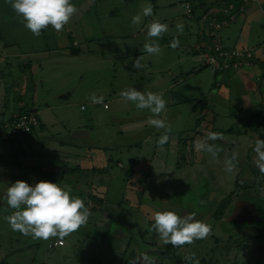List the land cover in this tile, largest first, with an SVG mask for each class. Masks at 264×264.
Segmentation results:
<instances>
[{
	"label": "crops",
	"instance_id": "crops-1",
	"mask_svg": "<svg viewBox=\"0 0 264 264\" xmlns=\"http://www.w3.org/2000/svg\"><path fill=\"white\" fill-rule=\"evenodd\" d=\"M164 1L169 13L156 20L177 28L181 23L171 17L177 2L183 10L182 18L195 24L188 25L184 37L171 36L173 41L183 42L179 48L186 47L194 56L171 57L173 64L169 62V65L176 69L171 72L167 67L166 74L154 77L160 79L161 87L155 83L154 88L146 90L155 89L152 93H156V88H161L160 92L165 94V110L153 118L163 119L171 126L169 140L159 145L165 129L151 126L150 110L136 105L130 107L128 114H133L130 117L122 110L106 116L101 120L104 126L92 133L91 113L88 111L84 116L80 113L85 108L78 107L84 63L79 60L66 67L60 64L62 58L75 57L83 52L80 50L99 44L97 41L113 39L125 43L139 38L147 33V26L153 20L149 22L148 16H142L139 24H133L132 17L142 15V8L148 4L152 10L155 2L154 9L165 7ZM70 2L77 12L61 32L48 25L39 36H34L7 0H0V125L28 111L37 119L29 134L0 141V195L16 180L30 185L46 180L61 187L69 186L72 196L84 195L81 199L90 216L85 225L68 236L43 240L12 230L6 217L14 210L0 202V264H164V260L168 264L170 254L164 248L167 244L152 230L154 220L147 219L157 211L168 210L181 217L194 213L196 220L211 226V233L205 239L174 248L181 258L179 261L172 258L171 262L183 264L187 257L194 256L188 259L193 264L197 260L199 264H212L205 261L213 250L211 238L220 229L225 232L224 227L220 228L222 218L216 219L214 215L224 202V193L237 184L235 176L241 169L227 162L234 153L236 160L248 159L246 154L249 150L254 152L256 139H264V0H163L160 4L158 0ZM227 4L238 6L231 11L232 20L220 29H213L214 36L210 37L207 25L200 22L202 14L206 12L219 21L221 15H217L216 8ZM205 42L242 48L250 51L252 57L239 68L223 72L208 69L209 66L199 62L196 66ZM183 61L187 65L181 66ZM157 68L158 75L162 74L163 68ZM205 70H209L208 75L203 73ZM182 76L194 78V84L182 81ZM51 77L55 80L47 82ZM139 81L135 83L137 88L147 83ZM110 86L111 83L106 94L114 95ZM97 104L93 102L92 106ZM76 109L79 117L73 113ZM239 126L248 129L240 130ZM102 129L107 136L103 145L98 132ZM210 132L222 136L207 140L218 149L215 157L194 146ZM109 141L111 152L105 145ZM132 145H135L134 154L130 153ZM118 158H123V162ZM111 163L120 169V174L111 175ZM116 179H120L123 187L117 194H124L132 201L129 211H122L120 201L116 204L115 199L109 201L110 183L117 184ZM261 184L264 186V178ZM112 189L115 191L113 186ZM262 197H257L261 206ZM148 202L151 205H146ZM114 209L120 210L113 213ZM56 239H61L63 245L47 250L46 244ZM206 240L211 246L202 249L200 245ZM216 240L219 242L220 237ZM253 254L258 253L255 250Z\"/></svg>",
	"mask_w": 264,
	"mask_h": 264
},
{
	"label": "clouds",
	"instance_id": "clouds-1",
	"mask_svg": "<svg viewBox=\"0 0 264 264\" xmlns=\"http://www.w3.org/2000/svg\"><path fill=\"white\" fill-rule=\"evenodd\" d=\"M17 15L22 16L24 26L29 29L34 36H39L41 30L51 25L56 32H61L70 19L77 12V8L70 0H7ZM153 13L151 4L142 8V15L137 14L132 17L133 24H139L142 16H151ZM147 37L144 50L149 55L161 53V47L157 42L163 33L168 31V25L159 20H153L148 26ZM178 31H183V25H177ZM172 47L179 46V40L175 39ZM138 57L133 61V68L143 67ZM121 96L126 100L136 103L139 109H149L152 117L149 124L157 129H165L164 134L159 139V145L163 146L169 140L171 126L159 117L165 110L166 101L160 94L148 92L142 93L135 88H129L121 92ZM93 102H102V97H92ZM220 133L210 132L206 139L196 141V147L200 150L211 153L214 157L218 149L209 145L207 140L221 139ZM259 161H264V139L257 138L254 145ZM234 153L232 159L227 163L231 166L236 160ZM264 171V164L260 165ZM71 188L67 185L61 187L59 184L41 180L33 185L23 180H16L7 187V190L0 195V202L13 211L12 215L6 217L12 230L19 231L24 235H32L33 238L48 240L52 237H66L70 233L77 231L85 225L90 216L89 209L84 201L70 195ZM151 228L159 234L163 244L181 246L192 244L194 240L205 239L211 233V226L206 222L195 219V214L186 217L179 216L174 211H157L153 217ZM186 259H194L189 256ZM199 264V261H196Z\"/></svg>",
	"mask_w": 264,
	"mask_h": 264
},
{
	"label": "rangeland",
	"instance_id": "rangeland-1",
	"mask_svg": "<svg viewBox=\"0 0 264 264\" xmlns=\"http://www.w3.org/2000/svg\"><path fill=\"white\" fill-rule=\"evenodd\" d=\"M163 0H158L157 3H161ZM166 4V1H164ZM156 2L153 5V12L155 13L156 16L153 14L151 16H148V20H156L157 18H161L162 15L168 14L169 13V8L166 4V6H162L158 8V10L154 9ZM162 5V4H161ZM177 2H175L174 9H172V14L171 17L173 19L177 18L176 20H179V23H185L186 26H183V31H178L176 26L173 24L172 28L168 26V31L163 33L161 37L159 38H150V39H157V42L159 43L161 47V53L158 55H149L147 52L144 50V44L145 42L149 39L147 37V33L144 32L143 35H141L139 38H133L132 40H129L125 43L121 42L120 40H105L104 42H99L97 41V45H92L88 48H84L83 51L80 54L76 55L75 57L72 58H62L60 64L66 65V67L69 65V63H72L75 65L77 61H82L84 63L83 65V72H85L83 82H82V88L80 89V95L82 96L80 100V103L78 104V107L81 106L80 108H85V111L83 113H80L84 116H86L89 113H91L92 117V123L91 125L89 124L90 127H92V133L96 132V128H99L104 126L101 124V120L105 118L106 116H111L119 111H124L128 114L130 111L131 106L136 105L135 102L133 101H128L124 99V97L121 96V92L125 91V89L129 88H135L136 90L147 94L146 90H149L150 88H154V84H158L157 86L161 87V81L159 78H154L156 76H161L163 74H166L169 70L172 72L174 69H176V66L169 65V62L173 64V60L171 57L174 55H179L181 58H186V56H194L193 54L190 53V51L185 47V49L179 48L180 45H182V41H180L178 47H172L173 39H171V36H183L184 37V30L188 28V25H195L193 21L188 20L187 18H182L181 13L183 10L181 9L179 5H177ZM156 7V6H155ZM180 18V19H179ZM161 22V21H160ZM165 39V41H163ZM163 41V42H162ZM177 52V54H176ZM138 57H143L141 60V64L143 67L139 69L133 68V61L138 58ZM169 59V60H168ZM187 63H189L188 60H186ZM181 62L180 65L184 66L187 65V63ZM198 66V62L201 63L202 65L205 66L204 61L202 58H200V61H196ZM158 66H161L163 68V73L158 75ZM168 67V68H167ZM208 67V66H207ZM211 67H208V69ZM66 70V69H65ZM79 71V70H77ZM217 72V71H216ZM204 74L208 75L209 70H205L203 72ZM50 74V73H49ZM202 74V73H199ZM184 75V74H183ZM51 76V75H49ZM200 76V75H198ZM153 77V78H152ZM218 77H216L217 80ZM44 79V78H43ZM42 79V80H43ZM147 81L146 84L141 86L140 88H137V85L135 84L136 82L139 83L140 81ZM182 81H188L189 84L193 85L194 84V78H189V79H184L182 76ZM55 78L51 77L47 82H52L54 81ZM197 80V79H196ZM44 82V81H43ZM197 82V81H196ZM45 83V82H44ZM111 83V93L113 94L107 95L106 90L109 88V84ZM75 85V84H74ZM128 85V87L126 86ZM88 86V87H86ZM108 88V89H107ZM156 94H160L163 98L164 93H161L159 89L161 88H156ZM151 92H155L151 91ZM96 97H102V102H97V106H92L93 103V96ZM120 108V109H119ZM77 117H79V112L76 109V111L73 112ZM135 113V112H134ZM133 115L132 113H129L127 116L130 117ZM87 118V117H86ZM257 123H260V121L255 120ZM254 123V122H253ZM255 124V123H254ZM237 129V128H235ZM240 130H246L248 129L247 127L242 128L241 126L238 127ZM258 129H261L260 126H258ZM87 131L89 128L86 129ZM90 131V130H89ZM100 132V143L101 145L102 142L107 139L106 133L104 129H102ZM13 135H10L11 137ZM106 147L110 149L111 152V141L107 142L105 144ZM253 147L252 149L254 148ZM135 145H132L130 153L134 154ZM195 146V145H194ZM196 147V146H195ZM111 155V154H110ZM248 156V159H237L236 162L233 161L232 165L236 166H241V169L237 176V184L233 186L235 189H242L245 194L248 195H253V196H262L264 195V186L261 184V180L264 178V171H261V164H264V161H259L257 153L252 150H249L248 153L246 154ZM250 156H253L254 159L250 158ZM240 157V156H239ZM130 158V156H129ZM119 159V158H118ZM123 162V158H120ZM131 160V159H130ZM112 161H115L113 159ZM231 165V166H232ZM235 166V167H236ZM111 168V175L114 174H120L121 171L120 169L114 166V163H111L110 165ZM117 176V175H116ZM119 177L117 176V179ZM116 179V180H117ZM255 181L257 183H255ZM122 182L117 180V184L115 181H113L112 185L110 183L109 187V201L111 202L114 201L115 199V204L117 201H120L121 203V209L122 211H129L131 210V202L129 197H124L117 194L118 190L122 189ZM115 188V191L111 187ZM262 187L263 190L260 188ZM232 188V186H230ZM233 190V189H232ZM111 192L113 194V197H111ZM77 193V192H73ZM94 194L96 193L93 192ZM76 196V195H75ZM84 195H82L79 198H82ZM262 201H264V197L261 198ZM149 203V204H148ZM146 205H151V202H148ZM150 206L147 207V209ZM117 210L120 209H114L113 213L116 212ZM134 211V210H133ZM131 212V211H130ZM264 216V212L262 213V217ZM151 219L153 221V214L148 217L147 219ZM123 224V223H122ZM222 227L225 228L226 231H229L228 229L230 228L229 226H226L225 224L221 225ZM242 227L243 231L245 234L255 233L256 229H252L253 226H247V225H242L239 226ZM147 231L150 232L149 226L146 227ZM149 229V230H148ZM249 230V231H248ZM151 234V233H149ZM149 234H147L149 236ZM215 235L220 237V241L213 247V251H209V253L205 257V261H210L212 264H253V258H251L249 255H245V251L243 250L245 246L251 245L252 241L248 239L250 236H241L234 235V231L230 230L229 232L225 233L221 229L218 230ZM227 235H230L234 239H226ZM217 236L213 239L216 240ZM236 239V240H235ZM210 247L211 243L209 245V240H206L203 242L200 247L204 249L205 247ZM198 249H201V248ZM220 250L224 251L221 252ZM243 250V251H242ZM245 255V256H244ZM168 256V255H167ZM104 257V256H103ZM166 258V257H165ZM103 264V263H101ZM164 264H166V261L164 260ZM261 264H264V261L261 262Z\"/></svg>",
	"mask_w": 264,
	"mask_h": 264
},
{
	"label": "built area",
	"instance_id": "built-area-1",
	"mask_svg": "<svg viewBox=\"0 0 264 264\" xmlns=\"http://www.w3.org/2000/svg\"><path fill=\"white\" fill-rule=\"evenodd\" d=\"M243 2L255 1V0H242ZM235 8L232 4L224 6H218L216 8L217 15H221L219 21L215 16H208L206 13L202 14L201 21L207 25L208 34L210 37L214 36L213 29H220L224 27L232 17L234 16L231 11ZM236 9V8H235ZM185 11L188 14L190 12L189 5H185ZM205 27V26H204ZM212 28V30H209ZM252 57L250 51L237 48V47H225L224 45L213 44L208 45L205 42L203 46V52L200 54V58L203 59L204 64L211 67L217 72H223L229 69H237L245 62L249 61ZM264 106V101H263ZM37 125V119L33 112H23L9 122L0 125V141L8 140L10 135H26L29 134L33 128ZM63 245L61 239L51 240L46 244V249L51 250L55 247Z\"/></svg>",
	"mask_w": 264,
	"mask_h": 264
},
{
	"label": "flooded vegetation",
	"instance_id": "flooded-vegetation-1",
	"mask_svg": "<svg viewBox=\"0 0 264 264\" xmlns=\"http://www.w3.org/2000/svg\"><path fill=\"white\" fill-rule=\"evenodd\" d=\"M232 189L225 192L224 197L222 198L224 200H227L228 203L225 206L226 208L224 209L223 214L221 216V218H222L221 222H222V224L229 226L230 228L228 230L234 231L235 236L240 235V233H241L242 237L250 236L248 239H250L252 241V243H251V245L244 247V249L248 250V251H245V255H249L251 258H253V261H252L253 264H257V262H259V261H260L259 264H261V261L264 258V256H263V254H264V216L262 217V213L264 211L261 209V204H260L259 208H256V206H255V203L258 204V202H259L257 200V196H253V195L250 196L248 194H245L242 189H235V188H232ZM246 200L249 202L251 201L250 203L252 205H254L253 208L255 207L257 209V212H256L257 215L256 216L259 215V217H260V220L258 221V223H254L251 225V226H253L252 229L257 228V230L255 231V233H253V235L251 233L245 234L243 231H246V230H243L242 227H239L242 225H238V224L233 225V224H229L228 222L225 223V219L227 220L229 218V215L231 213L233 206L238 204L239 202H243ZM222 224H220V225H222ZM247 226H250V225H247ZM220 228H222V226H220ZM224 231H225V233L229 232V231H226L225 229H224ZM226 237H227L226 239H230V240L234 239L230 235H227ZM255 250L257 251L258 254H253V253H255Z\"/></svg>",
	"mask_w": 264,
	"mask_h": 264
},
{
	"label": "water",
	"instance_id": "water-1",
	"mask_svg": "<svg viewBox=\"0 0 264 264\" xmlns=\"http://www.w3.org/2000/svg\"><path fill=\"white\" fill-rule=\"evenodd\" d=\"M250 202L246 200L234 205L229 218L227 220L225 219V223L228 222L233 225H252L254 223H258L260 217L259 215L256 216V208H259L260 204L255 203L256 208H253L254 205Z\"/></svg>",
	"mask_w": 264,
	"mask_h": 264
},
{
	"label": "trees",
	"instance_id": "trees-1",
	"mask_svg": "<svg viewBox=\"0 0 264 264\" xmlns=\"http://www.w3.org/2000/svg\"><path fill=\"white\" fill-rule=\"evenodd\" d=\"M237 7L238 6H235V8L237 9ZM211 8H215V6L214 7H211ZM206 13V12H205ZM204 14V13H203ZM198 20H200V16L198 17ZM200 22H202L201 20H200ZM251 58V57H250ZM200 117V116H199ZM197 118L196 119V121L197 122H199L200 120V118ZM227 203H228V201L227 200H224V202H222V204L220 205L219 204V206H218V208H217V211L215 212V215H214V217H216V219H220V217L222 216V214H223V211H224V209L226 208L225 206L227 205ZM261 209L264 211V205L263 206H261ZM214 238H211V241H212V244L214 243V246L218 243L217 242V240H213ZM213 246V247H214ZM178 246H173L172 244H167V245H165L164 246V248H165V250L170 254V256H168V258H169V260H168V264H173V262H171L172 260V258H174V259H176V260H178L179 261V259L181 258V253L180 252H176V251H174L173 249L174 248H177ZM213 251V250H212ZM184 263L183 264H193V262H191L190 260H188V259H185L184 261H183Z\"/></svg>",
	"mask_w": 264,
	"mask_h": 264
}]
</instances>
